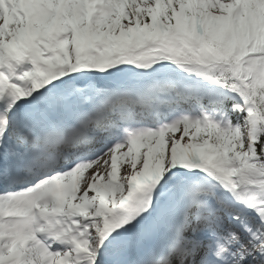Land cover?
I'll return each instance as SVG.
<instances>
[{
	"label": "snow or ice",
	"instance_id": "obj_1",
	"mask_svg": "<svg viewBox=\"0 0 264 264\" xmlns=\"http://www.w3.org/2000/svg\"><path fill=\"white\" fill-rule=\"evenodd\" d=\"M0 264H264V0H0Z\"/></svg>",
	"mask_w": 264,
	"mask_h": 264
}]
</instances>
